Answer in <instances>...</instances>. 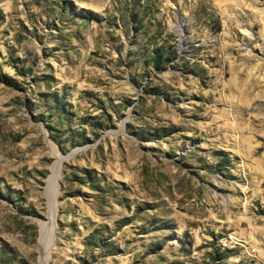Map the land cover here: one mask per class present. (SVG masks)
<instances>
[{"label": "rangeland", "instance_id": "374dc122", "mask_svg": "<svg viewBox=\"0 0 264 264\" xmlns=\"http://www.w3.org/2000/svg\"><path fill=\"white\" fill-rule=\"evenodd\" d=\"M50 223L48 264H264V0H0V264Z\"/></svg>", "mask_w": 264, "mask_h": 264}, {"label": "bare ground", "instance_id": "6f19581e", "mask_svg": "<svg viewBox=\"0 0 264 264\" xmlns=\"http://www.w3.org/2000/svg\"><path fill=\"white\" fill-rule=\"evenodd\" d=\"M183 27L178 25V33H180L181 40H183ZM187 38V37H186ZM61 157L57 156V162L55 163L52 176L50 179V188L53 190L52 192V201L56 196V188H57V179L59 168L61 167ZM53 217V216H52ZM54 219V218H53ZM53 223V222H52ZM53 239H54V226L53 224H47L46 226L42 227V234H41V241H40V264H48L49 257H50V247L53 246Z\"/></svg>", "mask_w": 264, "mask_h": 264}]
</instances>
